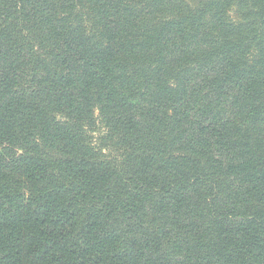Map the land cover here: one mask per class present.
Masks as SVG:
<instances>
[{"label":"trees","instance_id":"obj_1","mask_svg":"<svg viewBox=\"0 0 264 264\" xmlns=\"http://www.w3.org/2000/svg\"><path fill=\"white\" fill-rule=\"evenodd\" d=\"M0 264H264V0H0Z\"/></svg>","mask_w":264,"mask_h":264}]
</instances>
